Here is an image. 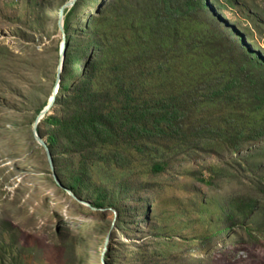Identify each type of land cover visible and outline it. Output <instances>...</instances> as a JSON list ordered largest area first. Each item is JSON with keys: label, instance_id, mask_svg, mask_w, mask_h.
<instances>
[{"label": "rangeland", "instance_id": "1", "mask_svg": "<svg viewBox=\"0 0 264 264\" xmlns=\"http://www.w3.org/2000/svg\"><path fill=\"white\" fill-rule=\"evenodd\" d=\"M66 1L0 0V248L6 242L0 261L7 246L19 255V264H103L109 235L106 264L112 258L116 264H264V142L230 156L226 149L197 145L200 132H180L190 141L181 147L175 140L178 147L166 153L169 167L161 173L150 167L159 156L143 154L119 162L133 166L132 176L115 170L111 176L105 169L92 173L95 183L103 185L94 187V196L107 198L103 210L78 201L55 181L33 124L56 85L63 41L59 13ZM108 1L89 0L81 7L87 19L92 17L90 30L102 29L108 40V65L124 61L134 72L143 57L155 54L158 43L182 48L183 63L172 64L176 82L172 75H158L148 83L153 92L178 91L183 111L191 114L188 127L209 128L230 113L226 102L205 97L221 76L246 74L241 75L246 97L254 90L263 94L247 68L237 70L243 47L231 26L264 56V0H208L205 12H188V0H168L173 13L163 23L155 19L159 0H121L97 18L95 8ZM131 19L146 45L135 28H128ZM77 26L80 34L82 26ZM222 38L236 42L233 54L227 42L218 43ZM56 112L54 105L49 114ZM212 166L222 168L223 175L213 173ZM126 182L135 187L126 191ZM111 195L128 208L118 228ZM83 196L93 204V197ZM231 197L255 199V211L247 218H229Z\"/></svg>", "mask_w": 264, "mask_h": 264}, {"label": "trees", "instance_id": "2", "mask_svg": "<svg viewBox=\"0 0 264 264\" xmlns=\"http://www.w3.org/2000/svg\"><path fill=\"white\" fill-rule=\"evenodd\" d=\"M88 1L77 0L72 7L66 9L64 28L67 47L55 101L57 112L45 116L38 126L43 137L48 134L47 141L59 177L79 197L91 196L94 198L93 205L105 207L106 196L100 194L94 196V187L98 190L103 185L95 183L92 173L95 171L98 174L105 169V174L109 172L111 176L114 170L115 174L126 173L132 176L133 166H126L124 163L118 165L130 155L159 156L152 159L150 167L156 173H161L169 167L166 153L178 147L175 140H178L181 147L183 142L190 141L186 136L181 138L180 132H200L197 134L199 137L197 145L207 147L213 145L219 150L226 149L225 152L230 156L241 154L264 142V56L250 49L243 40L244 35L234 25L231 26V31L238 33L243 47V51L236 57L237 70L240 72L247 68L248 72L258 79L256 86L261 87L263 94H257L254 90L249 94L251 97H246L247 92L241 79V75L247 77L246 74L226 78L221 76L215 86L208 89L205 97L226 102V109H229L230 113L225 120L218 117V121L212 123L209 128L199 126L201 129H197L195 125L187 126L191 114L183 111L178 91L167 88L163 89L162 93L153 92L154 88L148 83L158 75L164 79L167 75H172V83L176 82L173 81L177 76L174 67L177 63H183L182 48L176 44L158 43L155 54L143 57L134 72L130 68H125L124 61L108 65L106 63L108 40L107 38L104 40L102 29L90 30L92 17L87 19V15L81 10ZM120 1L109 0L101 9L95 8L97 18L114 5H118ZM187 5L188 12H205L210 3L208 0H188ZM172 13L173 9L168 0H159L156 6V21L163 23L166 17L172 16ZM145 24L154 31L151 23ZM77 25L82 26L80 34L76 33ZM128 28H135L138 32L137 38L147 44L140 26L136 27V22L132 23V19ZM170 37L172 40V36ZM226 42L228 50L233 54L236 42H230L228 38L218 39L222 46H225ZM175 53H179L180 60L178 56L174 58ZM109 73L112 75L108 78ZM218 103L223 104L216 102ZM45 105L39 108L38 113ZM184 157L190 156L184 154ZM211 170L213 173L223 175L222 168L212 166ZM100 183L105 182L101 179ZM133 183L135 182L125 183L126 191L131 185L132 189L135 187ZM112 195L110 202L118 209L115 222L118 228L122 220L124 222L127 220L128 208L126 202L125 204L119 202L118 205ZM256 206L257 202L253 198L231 197L226 209H229V218H233L234 214L247 218L255 211ZM229 227L231 228L230 224L224 228ZM5 243H1L0 251L3 250V246L5 247ZM8 252L11 254L10 257L7 255ZM14 255L6 246L5 260H1L0 263L19 264V255ZM107 256L111 257V252H108ZM110 263L116 264L114 258Z\"/></svg>", "mask_w": 264, "mask_h": 264}, {"label": "water", "instance_id": "3", "mask_svg": "<svg viewBox=\"0 0 264 264\" xmlns=\"http://www.w3.org/2000/svg\"><path fill=\"white\" fill-rule=\"evenodd\" d=\"M77 2V0H68L66 1L63 6L60 9V13H59V25L60 28L63 32V41L61 44V50H60V64L58 66V70H57V78H56V85L54 87V90L52 92V95L48 101V103L45 105V107L40 111V113L37 115L34 124H33V132H34V136L36 138V140L38 141L39 144H41L44 149L46 150L47 153V158L49 161V165L53 174V177L55 179V181L60 185L63 186L66 190H68L70 192V194L77 199L78 201L87 204L88 206H90L93 209H100L103 210L105 209V207H97L94 206L90 201L85 200L81 197H79L71 188L66 187L62 182L61 179L56 171V167H55V163H54V159H53V153L49 147V144L47 142L46 139L43 138V136L40 134L39 130H38V126L39 123L41 122V120L47 115L49 114L50 110L52 109V107L55 105V101L57 98V93L59 91V87H60V82H61V77H62V71H63V67H64V61H65V57H66V47H67V39H66V32H65V28H64V17H65V9L68 7H72L75 3ZM108 245H109V235L107 236L106 242H105V247L103 250V254H102V261L103 264H106V260H105V254L107 252L108 249Z\"/></svg>", "mask_w": 264, "mask_h": 264}]
</instances>
